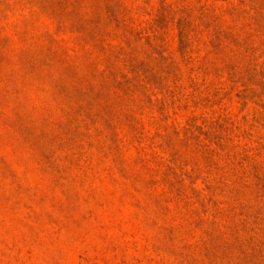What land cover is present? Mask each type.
Returning a JSON list of instances; mask_svg holds the SVG:
<instances>
[{
  "label": "rangeland",
  "instance_id": "obj_1",
  "mask_svg": "<svg viewBox=\"0 0 264 264\" xmlns=\"http://www.w3.org/2000/svg\"><path fill=\"white\" fill-rule=\"evenodd\" d=\"M0 264H264V0H0Z\"/></svg>",
  "mask_w": 264,
  "mask_h": 264
},
{
  "label": "trees",
  "instance_id": "obj_2",
  "mask_svg": "<svg viewBox=\"0 0 264 264\" xmlns=\"http://www.w3.org/2000/svg\"><path fill=\"white\" fill-rule=\"evenodd\" d=\"M219 33H220V35L222 37V33L221 32H219ZM204 147L206 149V152H211V150L209 149V145L208 144H205Z\"/></svg>",
  "mask_w": 264,
  "mask_h": 264
}]
</instances>
